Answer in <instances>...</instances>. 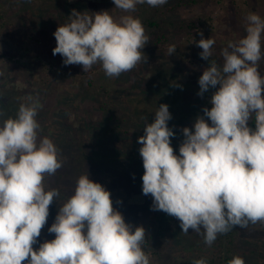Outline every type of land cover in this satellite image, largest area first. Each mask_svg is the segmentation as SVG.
<instances>
[{"label":"clouds","instance_id":"9594fccd","mask_svg":"<svg viewBox=\"0 0 264 264\" xmlns=\"http://www.w3.org/2000/svg\"><path fill=\"white\" fill-rule=\"evenodd\" d=\"M167 2L113 0L125 13L118 18L108 10L73 9L54 32L53 55H61L65 65H81L84 72L99 65L109 78L130 72L147 62L143 49L150 42L141 19L132 13L138 5ZM245 32L222 48V65L210 59L216 41L200 33L196 44L208 64L198 79V95L216 90L211 107L195 118L194 130L182 129L179 154L171 144L175 132L168 126L172 116L167 104L159 105L138 137L142 193L153 198L151 208L177 218L184 234L189 229L201 234L209 247L235 226L264 225V75L259 71L264 18L249 13ZM167 51L174 54L176 46ZM41 108L39 98L29 96L15 117L0 121V264H151L143 247L144 227L133 230L113 207L110 191L90 179L88 171L78 177L74 193L48 228L55 238L34 249L50 205L60 196L59 189L47 187L46 178L64 163L53 140L40 137ZM192 264L209 262L199 258ZM228 264L245 261L237 255Z\"/></svg>","mask_w":264,"mask_h":264},{"label":"rangeland","instance_id":"374dc122","mask_svg":"<svg viewBox=\"0 0 264 264\" xmlns=\"http://www.w3.org/2000/svg\"><path fill=\"white\" fill-rule=\"evenodd\" d=\"M73 9L90 13L108 10L117 18L125 14L115 8L113 0H0V109L5 113L0 121L15 117L24 98L38 97L42 104L37 115L40 137L49 136L64 161L55 175L46 178L47 187L59 189L60 196L50 205L53 211L41 230L46 239L37 240L34 249L55 238L48 228L58 208L74 193L78 177L87 171L90 179L110 191L113 207L133 230L143 226L146 236L151 234L158 210L151 208V195L142 193V158L120 153L138 152V137L144 134L145 123L154 120L155 111L164 103L172 116L168 126L175 132L171 144L179 154L182 129L194 130L195 118L203 115L204 107H211L210 96L216 90L198 95V79L208 64L196 44L200 33L216 41L212 52L217 58L212 60L222 65V48L246 35V16L255 12L264 18V0H168L159 7L138 5L132 14L141 19L150 37L143 49L147 62L109 78L99 65L84 72L81 65H65L61 55H53L54 32L68 22ZM151 18L160 26L150 28L146 22ZM189 20L197 26L191 35L176 33L163 24ZM164 31L168 38L157 42ZM170 45L176 46L172 55L167 51ZM259 71L264 75V59ZM174 82L182 87L172 86ZM118 124L117 132L105 133ZM167 216L171 262L181 264L215 254L218 236L209 247L201 234L191 229L184 234L179 220ZM237 240L245 264H264V225L241 227Z\"/></svg>","mask_w":264,"mask_h":264},{"label":"trees","instance_id":"16d2710c","mask_svg":"<svg viewBox=\"0 0 264 264\" xmlns=\"http://www.w3.org/2000/svg\"><path fill=\"white\" fill-rule=\"evenodd\" d=\"M195 2V0H193ZM146 24L151 28L159 27V22L153 20L152 18L146 22ZM164 25H170V27L167 26L168 29H174L176 33H184L187 32V34L191 35V31L195 29L196 22L195 21H177V22H163ZM154 31V30H153ZM173 31V30H172ZM154 31L153 33H155ZM153 35V34H152ZM168 31H164L163 34L159 37H157L155 40L158 42L159 40H166L168 38ZM197 35V34H196ZM152 41L153 38H152ZM155 43V41L153 42ZM217 58V55H212L211 59ZM249 126L254 128L255 124L254 121H249ZM119 127H121V124L111 126L107 128L105 133L109 135L112 132H117ZM118 128V129H117ZM127 154L136 157L140 156L139 150L136 152L135 150H132L131 153H120V156H126ZM53 205V204H52ZM52 206H50L49 209V216L50 213H52ZM159 215V216H158ZM157 218V219H155ZM153 220V228L150 232L151 234L147 237L146 236V242L143 245L144 250L146 253L150 255L151 264H179L176 262H171L172 257L167 251V244H166V231H167V223H168V216L165 212L159 211L157 212ZM239 226L233 227L230 231H228L226 234H220L218 235V241H217V250L214 255L211 257L206 258L209 262V264H228V261L231 260L234 256H240V252L238 249V240L237 235L238 231H240ZM46 239L45 234H41L38 240ZM39 245V243H37ZM195 259H187L181 264H192V261Z\"/></svg>","mask_w":264,"mask_h":264}]
</instances>
